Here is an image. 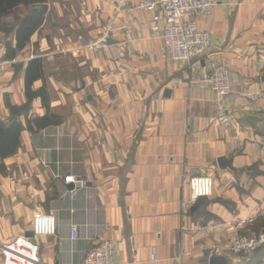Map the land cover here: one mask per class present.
<instances>
[{"label": "crops", "instance_id": "0c3cea01", "mask_svg": "<svg viewBox=\"0 0 264 264\" xmlns=\"http://www.w3.org/2000/svg\"><path fill=\"white\" fill-rule=\"evenodd\" d=\"M120 1L48 0L41 28L12 59L5 45L15 46L13 32L0 29V118L10 116L6 94L12 104L26 101L24 68L40 57L50 112L61 119L23 129L16 153L0 158V245L30 230L34 211H42L55 215L57 231L33 238L39 264H82L102 240L112 242L115 264L211 256L264 264L260 252L228 250L237 232L264 222V0H215L196 19L212 37L206 54L189 62L167 57L160 8L130 12L139 0H126L117 12ZM66 17L85 21L86 36L61 33ZM112 17L120 30L92 44ZM59 58L80 69L50 71ZM207 60L228 67L227 95L217 97L201 80ZM44 113L35 98L29 116ZM219 157L231 158L232 168H220ZM254 164L262 172H252ZM202 174L213 177V193L187 206L188 181Z\"/></svg>", "mask_w": 264, "mask_h": 264}, {"label": "built area", "instance_id": "2783aa9c", "mask_svg": "<svg viewBox=\"0 0 264 264\" xmlns=\"http://www.w3.org/2000/svg\"><path fill=\"white\" fill-rule=\"evenodd\" d=\"M126 0H121L114 10L122 9ZM215 0H139L128 6V11L158 7L162 10L167 24L162 28V40L166 55L173 62H189L202 60L211 42L209 31L201 29L197 17L208 12ZM112 17L105 25L101 35L93 44L104 42L106 37L119 31L121 26L114 22ZM152 29L157 30L155 21L151 22ZM201 80L207 84L217 97L225 96L230 92L229 69L226 65L213 60L203 61ZM66 182L72 181V176L64 177ZM190 197L187 206L195 204L202 197H210L213 193L214 179L210 174L195 175L188 181ZM30 230L34 236L28 237L23 233L14 237L6 244L0 245L2 264H39L38 244L33 240L37 236H51L57 231L56 217L53 213L34 211ZM78 238L75 225L71 228V239ZM264 243V233L252 235L236 233L231 239L228 250L242 257L251 256ZM82 264H115L113 244L109 240H102L90 249ZM195 264H208L198 262Z\"/></svg>", "mask_w": 264, "mask_h": 264}, {"label": "trees", "instance_id": "16d2710c", "mask_svg": "<svg viewBox=\"0 0 264 264\" xmlns=\"http://www.w3.org/2000/svg\"><path fill=\"white\" fill-rule=\"evenodd\" d=\"M48 0H0V29L7 35L13 32L15 46L6 42V56L13 58L16 52L26 47L31 36L39 31L45 13L48 9ZM24 8L22 13L16 12ZM7 17H11L7 20ZM24 93L26 101L20 105L12 104L4 96L6 107L10 111L7 119L0 118V158L3 159L16 153L20 145V134L23 129L34 131L48 125L60 123V117L50 112V96L44 79L43 60L40 57L31 58L24 68ZM41 79L42 85L33 88L34 81ZM39 98L45 113L42 116H29L31 103ZM25 118L23 125L21 117Z\"/></svg>", "mask_w": 264, "mask_h": 264}, {"label": "rangeland", "instance_id": "374dc122", "mask_svg": "<svg viewBox=\"0 0 264 264\" xmlns=\"http://www.w3.org/2000/svg\"><path fill=\"white\" fill-rule=\"evenodd\" d=\"M47 6H48V2H47ZM23 11H24V8H22V7L18 8L16 10V12H19V13H22ZM58 28H60L61 33L64 32L65 34H67V37H69L70 39H76L78 36L84 37L87 34L86 22L82 21V19L81 20L78 19V17H73L72 20H70L69 17L61 19L60 21H58ZM69 29H71V32H69ZM61 33L58 32V35H60ZM61 54H63V52ZM58 55H60V54H58ZM58 60L55 61L54 63L48 64L50 71L56 70V68H54V67L59 68V70H65L66 69L68 71H70V69H69L70 67H72V69H75V68L80 69V67H79L80 65H79L77 60L73 61V62H71L69 59H63V58H59ZM259 165L254 164V166L251 168V171L254 173L262 172L258 169ZM261 232L264 233V222H262L260 224V228L258 231L245 232V233L243 232L242 234L252 235V234H257V233H261ZM256 252L257 253L260 252V255L264 254V243L254 253H256ZM237 256H239V255H237Z\"/></svg>", "mask_w": 264, "mask_h": 264}, {"label": "water", "instance_id": "95a60500", "mask_svg": "<svg viewBox=\"0 0 264 264\" xmlns=\"http://www.w3.org/2000/svg\"><path fill=\"white\" fill-rule=\"evenodd\" d=\"M107 42H110V38L106 40ZM168 92V91H166ZM232 159L229 158H225V157H219L217 159V164L220 168H226V167H229V168H232ZM195 207V206H194ZM194 209V208H193ZM25 236H28V237H33L34 234L32 232V230H27L25 233H24ZM224 259L223 257L221 256H211L209 259H208V264H224Z\"/></svg>", "mask_w": 264, "mask_h": 264}]
</instances>
